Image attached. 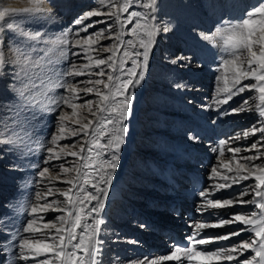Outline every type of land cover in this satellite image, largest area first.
I'll use <instances>...</instances> for the list:
<instances>
[{"label": "snow or ice", "instance_id": "obj_1", "mask_svg": "<svg viewBox=\"0 0 264 264\" xmlns=\"http://www.w3.org/2000/svg\"><path fill=\"white\" fill-rule=\"evenodd\" d=\"M96 4L95 9L88 10L73 21L75 25H82L74 33L76 39L68 40L65 33V38L52 41L53 44L78 47L79 51L72 54L85 62L77 64L73 61L63 70L48 69L31 61L27 53L20 52L15 59L20 69L12 76L13 83L20 80V87L14 88L15 95L10 104H0V158L8 155L9 147L17 143L33 142L37 148L29 146L28 152L32 155L37 150L43 153L32 166L37 169L38 183L47 184L43 192L35 193L36 202L31 204L30 218L23 221V227L18 230L20 235L14 241L18 260L22 262L104 264V241L100 238L105 224L102 213L119 167L121 148L126 143L128 126L125 122L131 115L135 89L145 79L154 40L161 34V27L156 16L157 0H96ZM16 11L0 7V17H3L0 22ZM94 16H104L105 19L85 23ZM96 24H104L105 27L89 33L88 29ZM223 25L213 34H201V38L212 45L218 39L229 49L231 57L220 61L214 100L204 107L215 111L218 117L252 111L257 119L248 129L220 140L210 148L217 156V162L209 172V180L213 182L199 192L203 203L196 208V212L203 214L207 211L211 215L212 210L236 204L251 207L246 214L233 213L215 223L190 225L193 231L187 237L188 246L174 248L170 255L161 258L179 264H183L181 256L188 260L203 257L205 261L236 260L237 264H264V151H261L264 149V0L249 8L241 22L224 21ZM5 30L19 31L32 41L41 40L44 35L40 31L34 34L23 32L12 23L0 24V32ZM170 30V25H164L162 32ZM81 32L87 35L81 37ZM101 37L111 43L100 45ZM105 52L108 55L102 56L101 53ZM177 61L190 62L183 56L170 62L175 64ZM4 64L5 56L0 47V70ZM229 65L231 87L227 86ZM32 67L39 72L30 75L26 69ZM20 73H23L24 79H21ZM79 76L88 78L76 80ZM245 80L252 82L244 84ZM221 81L224 87L219 86ZM175 87L183 89L186 86L177 83ZM57 89L62 90L59 95L49 94ZM246 91L250 95L237 106L222 107ZM87 96L93 99H86ZM81 100L83 103L79 102ZM85 109L86 114L78 111ZM49 114L53 119L42 133L45 139L33 140L37 124ZM250 136L255 137L250 145L238 143ZM74 137L79 139L73 140L70 145L60 143ZM189 139L198 141L194 135H190ZM232 142H237L235 147L230 146ZM77 145L78 150H68L77 149ZM226 145L229 156L225 161L220 158L225 157ZM242 150L251 154L241 156ZM69 156L73 158L71 161L67 159ZM61 160L60 164L54 163ZM233 160L236 161L235 168L232 167ZM52 172L56 175L51 176ZM69 173H72L70 177ZM249 180L251 183H244ZM53 181L66 187L47 186ZM241 184L243 186L237 191H227ZM218 192L223 194L217 196ZM50 196L58 198L49 200ZM245 196L249 199L245 200ZM49 211L61 214L46 221L41 213ZM234 223L241 227L228 232L204 231ZM140 227L147 225L141 224ZM243 232L250 235L229 244L221 243L231 241L232 237H239ZM0 234L7 235V232L0 228ZM9 239L12 237L9 236ZM198 245L215 247L198 250ZM245 251L249 252V256L239 259ZM151 264H157V261L152 260Z\"/></svg>", "mask_w": 264, "mask_h": 264}, {"label": "bare ground", "instance_id": "obj_2", "mask_svg": "<svg viewBox=\"0 0 264 264\" xmlns=\"http://www.w3.org/2000/svg\"><path fill=\"white\" fill-rule=\"evenodd\" d=\"M77 1L76 13L66 15L65 9L69 0H39V2L38 0H17L15 5L17 11L0 22V24L5 25L8 23L18 25L23 32L34 34L36 31H40L44 34L41 40L32 41L19 31L5 30L0 32V44L1 41L5 42L2 47L5 50L3 52L6 59L0 76V92L2 90L4 101L15 95L14 88L20 87V80L15 81V83L12 81V76L20 69V65L15 63L16 55L20 52L27 53L31 61L40 63L48 69L55 67V69L63 70L73 61L77 64L85 62L80 57L76 58L72 54L79 51L78 47H73L71 44L52 43L57 38H65V33H67L66 38L68 40L76 39L74 33L82 25H75L73 21L81 14L97 7L96 0ZM207 1L204 2L205 7H203L202 0H157L156 16L160 22L161 34L155 37L145 79L135 89L133 103L137 99V106L140 108L138 113H134V115L131 113L129 119L125 122L128 126L126 143L121 148L119 167L114 174L106 207L102 213L105 224L102 226L100 238L104 241V264H151L152 260H156L157 264H179L174 260L161 259L165 255H170L173 249L166 242L164 236L156 232L157 229L177 227L187 238L193 231L190 225L203 222L205 217L216 216L213 221L209 220V223H215L220 219H227L233 213L246 214L251 207L250 205L236 204L234 207L229 206L212 210L211 215L207 211L203 214L197 213L196 208L203 203V200L199 193L195 192L194 185L187 182V171H196L203 178L204 189H206L207 185L213 182L209 180L210 167L217 162V156L210 151V148L215 146L218 141L226 140L235 133L248 129L252 125L251 120L253 118L257 119L256 114L252 111L218 117L215 111L204 107V105L213 102L215 91L212 92L208 100L204 101H201L194 94L189 95L194 102L191 105L186 103L185 96L193 89V84H196V81L190 82V84L184 81L179 72L181 69L180 64L190 65L194 53L191 50L189 51L180 42V39L193 37L203 51L210 54L215 52L216 54L217 45H212L199 36H201V31L206 24L211 28L217 26L213 29L214 32L218 27L221 26L222 28L224 26L221 23L222 16L218 5H225L230 0ZM245 1V6H251L250 4H252V7L260 2V0ZM7 5L8 0H0V7ZM37 8L41 10L36 11ZM66 18L73 20L70 22L68 19L69 21L67 20L66 24L64 21ZM102 19H105V17L94 16L86 20L85 23ZM241 20L242 14L240 12L232 22L239 23ZM164 25H170L171 30L163 33ZM104 27V24H96L94 28H89L88 32L94 33L97 29ZM128 27L130 28L131 25ZM80 35L83 37L87 33L81 32ZM110 43L111 41L100 38V45ZM179 47L183 50L180 51L179 55L174 56L176 48ZM101 55L107 56L108 53H101ZM179 56L185 57L190 62L177 61L175 64L170 62ZM65 57L67 58L65 59ZM215 59H217L216 56ZM206 63L205 66L209 64L207 61ZM160 64L163 66L161 67ZM229 66L230 70L231 65ZM26 70L29 71L30 75L39 72V69L35 67ZM206 73L207 69L198 72L199 75H206L205 79L207 81L208 74ZM20 77L21 79L25 78L23 73H20ZM227 77V86L231 87V71ZM87 78V76H79L75 79L85 80ZM209 80V86L218 84L213 76ZM251 82L250 80L243 81L244 84ZM177 83H182L186 87L178 92L180 89L175 87ZM219 84L220 87H224L223 81ZM169 87H174V89ZM61 91L59 89L53 90L52 95H59ZM161 94L165 95V98H162ZM249 95L250 93L246 91L235 96L232 101L222 107H235L244 97ZM81 96H83V93H81ZM86 99H93V97L87 96ZM79 102L83 103V100ZM197 102L201 104L197 105ZM156 111L164 112L163 117H161L164 124L156 123L153 119H150V117H156L154 116ZM83 112L86 114V109ZM52 119L49 114V121ZM190 135L197 136L198 141L190 140ZM76 139H79V137L63 140L60 143L70 145ZM254 139V136H250L247 140L242 138L238 143L250 145ZM236 143L232 142L230 146L235 147ZM227 147L228 145L225 146V157L220 158L225 161L229 156ZM78 148L79 145H77V149L68 150H78ZM261 151H264V149H261ZM249 154L251 153H245L242 150L239 155ZM41 155L43 153H38L39 158ZM67 159L71 161L73 158L69 156ZM1 160L3 161V159L0 158V228H3L7 235L0 234V264H30V262L18 260L14 241L20 235L18 230L23 227V221L30 218L31 204L36 202L35 193L37 191L43 192L47 182L45 184L38 183L35 173L29 172L28 185L20 186L18 185V179L23 178L21 173L17 172L16 168L9 169L6 165H3ZM206 160H210L207 165L204 163ZM62 162L61 160L54 163L60 164ZM259 162L257 161V163ZM235 166L236 161L233 160L232 167L235 168ZM218 171H223V169H218ZM256 174H259V172ZM55 175V172L51 173V176ZM68 175L70 177L72 173ZM176 183L181 185L179 190L174 188ZM244 183H251V180ZM47 186L54 188L66 187V185L57 181H53V184ZM242 186V184L234 185L232 189L227 191H237ZM222 194L216 193L217 196ZM56 198L58 197H48L49 200ZM244 199L247 200L249 197L245 196ZM14 200H17V210L11 208ZM40 203H43V201H40ZM175 203H182L187 212L192 213V216L187 217L185 215L182 219H178L175 212L169 213L171 205ZM9 209L12 210L13 216L5 217ZM164 209L167 210L168 215ZM60 214L54 211L41 213L45 216L46 221L52 220L53 217ZM170 214L177 220L170 217ZM156 215H159L158 219L166 216V219H163L167 221V224L158 225L152 222L157 220ZM146 222H149L151 227L141 228L140 225L146 224ZM239 227L241 225L234 223L204 231L208 233L228 232ZM249 235L250 233L243 232L239 237H232L231 241H222L221 243L229 244L232 241L245 239ZM9 236L12 239H9ZM168 245L171 249L168 248ZM201 247L212 248L215 245H198L197 249L199 250ZM151 249H154L155 253H151ZM244 256H249V252L245 251L239 259L242 260ZM39 259H43V257H39ZM181 259L183 264H188L187 258L181 256ZM191 264H237V261H205L203 257H197L192 259Z\"/></svg>", "mask_w": 264, "mask_h": 264}, {"label": "rangeland", "instance_id": "obj_3", "mask_svg": "<svg viewBox=\"0 0 264 264\" xmlns=\"http://www.w3.org/2000/svg\"><path fill=\"white\" fill-rule=\"evenodd\" d=\"M204 2L206 3L208 1L207 0H202L203 7H205V3ZM245 4H246L245 0H230L229 3H226L225 5L219 4L218 6H220L219 11H220L221 16H222V22H221L222 25H223L224 21H229V22L233 23L232 21H234V18L237 15H239L240 12L242 14V19H243L244 15H245V12L247 10H249V8L252 7V4H250L251 6H249V5L245 6ZM77 5H78V1L77 0H69V2H67L66 9H65L66 15L67 14L68 15L69 14H73L74 15L76 13V11H77V9H76ZM204 9H206V8H204ZM206 12L209 13L208 11H206ZM61 18H62V16H61ZM63 18H64V16H63ZM68 19L70 20V22L73 20L71 18H66L64 20L66 24H67V20ZM215 27H217V26H215ZM215 27L211 28V26L206 24L204 29L201 32H202V34H205V35L213 34L214 33L213 29H215ZM199 37L201 38V36H199ZM180 42H182V44L189 51L191 50L194 53L193 54L194 57H193L192 63L190 65L180 64L181 65V69H180L179 72H180V75H182V78L184 79V81H187L188 84H190V82L196 81L195 82L196 84H193V89L190 90L188 92V94L185 96L186 103L191 105L194 102V100L192 98H190V96L192 94L196 95V97L201 99V101L208 100L209 96L212 94V92L214 93V91H215V89L217 88V85H218L217 84L215 86H209L208 85V82L210 81L209 79L212 76L215 77V78L217 77V74H218L217 73V69L220 68V61L222 59H225V58H229L230 59L231 58L229 56V49L225 48L223 46V44L221 46V43L218 40L217 43H216V45H217L216 54H215V52L213 54H210L208 52L206 53L205 51H203L200 48V46L197 43V41L193 39V37H189L187 39L186 38L180 39ZM4 44H5V42L1 41V44H0L1 47ZM176 49L177 50H176L174 56L179 55L180 51L183 50V49H181V47L176 48ZM187 49H185V50L188 51ZM3 51H5V50L3 49ZM162 52H164V51H162ZM214 55L217 57V59H215ZM77 57L78 56H76V58ZM160 60H162V59L160 58ZM206 61L209 64L205 66L204 64L206 63ZM160 66L162 67L163 65L160 64ZM207 67H209V68H207ZM183 68H185V69H183ZM205 69H207V73L206 74H208L207 75V77H208L207 81L205 79L206 75H199L198 74L199 71H204ZM2 70H0V76H1ZM227 73L230 74V70H228ZM221 74H224V73L221 72ZM49 75H51L50 72H49ZM169 88H171V87H169ZM171 89H174V87L171 88ZM175 90H177V89L175 88ZM182 90L183 89H180V90H178V92H181ZM2 94L3 93H2V90H1V92H0V104H3L5 106H7L8 104H10L12 102V99H13L14 96L8 97L7 100L4 101ZM49 94L52 95L53 91L51 93H49ZM55 96H56V94H55ZM162 96H163L162 98H165L164 97L165 95H162ZM135 100L136 101H134L133 107L131 108V111L134 110L133 112H131L133 115H134V113H138L139 108H140V107L137 106V99H135ZM199 104H201V103H198L197 105H199ZM66 110L71 111L70 109H66ZM83 111L84 110H80V112H83ZM163 115H164L163 111H156V113H154V116H156V117H154V118L150 117V119H153L156 123L164 124V121L161 120L162 119L161 117H163ZM50 121H52V120H50ZM50 121H49V115L46 117V119H44L42 121H39V123L37 124V130H36L35 133H33V140L43 141L45 139V137H44V135L42 133L44 132L46 126L49 124ZM251 121H252V124H254L256 122V118H253ZM25 139L27 141V138H25ZM29 146L34 148V149L37 148V145L35 143H33V142H27V144H19V143H17L14 146H10L9 149H8V155H5L4 158L2 157L3 161L1 160L3 165H6V167H8L9 169H15L16 168L15 170H17V172L21 173L23 178H19L18 179V185H20V186L28 185L29 172H34L35 173L37 171V169L35 167H33L32 165L34 164V162L36 160L39 159L38 153H40V151L37 150L36 154L32 155L31 153L28 152V147ZM149 146H152V145H149ZM5 159H6V161H5ZM16 180H17V178H16ZM11 208L14 209V210H17V200L16 201L14 200L12 202ZM166 209H164V211H166V214H167V210ZM169 213H171V212H169ZM2 214H4V213H2ZM164 215H165V213H164ZM12 216H13V212H12L11 209H9V212H8L7 215H5V217H12ZM158 216L159 215H156L157 220H153V221L151 220V221L154 222V223H157L158 225H160V224L166 225L167 221H164V219H166V216L163 217L164 219L163 218L158 219ZM169 216L173 217V215H171V214ZM215 217L216 216H212L210 218V220L213 221L214 219H216ZM173 219H175V218L173 217ZM175 220H177V219H175ZM178 221H181V220H178ZM168 248H170L169 245H168Z\"/></svg>", "mask_w": 264, "mask_h": 264}, {"label": "clouds", "instance_id": "obj_4", "mask_svg": "<svg viewBox=\"0 0 264 264\" xmlns=\"http://www.w3.org/2000/svg\"><path fill=\"white\" fill-rule=\"evenodd\" d=\"M16 3H17V0H8V5L5 7L15 10ZM0 19H3V17H0Z\"/></svg>", "mask_w": 264, "mask_h": 264}]
</instances>
